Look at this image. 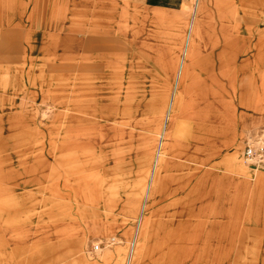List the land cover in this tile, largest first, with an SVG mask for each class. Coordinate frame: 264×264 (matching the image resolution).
<instances>
[{
  "label": "rangeland",
  "instance_id": "obj_1",
  "mask_svg": "<svg viewBox=\"0 0 264 264\" xmlns=\"http://www.w3.org/2000/svg\"><path fill=\"white\" fill-rule=\"evenodd\" d=\"M146 2L0 0V264H264V0Z\"/></svg>",
  "mask_w": 264,
  "mask_h": 264
},
{
  "label": "crops",
  "instance_id": "obj_2",
  "mask_svg": "<svg viewBox=\"0 0 264 264\" xmlns=\"http://www.w3.org/2000/svg\"><path fill=\"white\" fill-rule=\"evenodd\" d=\"M145 6L149 9L150 5L146 2V0H145ZM153 6H155V5H153ZM193 43H194V40L191 38L190 42H189V47H190L189 55H191ZM189 55H187V57ZM188 68H189V65L188 66L186 65V66H183L182 69L180 70V74H179V78H180V82L179 83L180 84H178V85H181L183 83V81H185ZM202 141H204V140H202ZM204 144H206V143H204ZM236 173H238V172H236ZM225 227L226 226L223 225V227L221 228L222 232L220 231L221 232L220 240L223 239V241L227 242L228 241V237L223 235V233L225 232V230H224ZM215 228H217V227H211V230L215 232L216 231ZM209 230H210V228H209ZM249 230L261 231L260 229H249ZM247 232H248V230H247ZM174 237L176 238V240H170L169 242L164 240V243L167 246H166V248H164L165 250H164L163 258L166 261V264H184L186 261H188V260H185V258H184L185 254L183 253L184 248H185V244L181 243L182 240L179 239L180 238V234L178 233L177 229H172V230L169 231V238H174ZM111 241L115 242V239H112ZM81 252L82 251H78L77 252L78 256L73 261V264H86L88 259L91 260V262H93V264L96 261H99L98 262L99 264H106L105 262L102 261V258H103V256L106 253H104L103 256H101L100 258L98 257L96 259H90V257H91L90 255L89 256H84ZM113 263H115V262L112 261L110 264H113Z\"/></svg>",
  "mask_w": 264,
  "mask_h": 264
},
{
  "label": "built area",
  "instance_id": "obj_3",
  "mask_svg": "<svg viewBox=\"0 0 264 264\" xmlns=\"http://www.w3.org/2000/svg\"><path fill=\"white\" fill-rule=\"evenodd\" d=\"M245 162L251 165H258L264 163V140L259 138L256 141L247 145L244 152ZM96 251L100 250V246L95 247ZM130 263V259L128 264Z\"/></svg>",
  "mask_w": 264,
  "mask_h": 264
}]
</instances>
